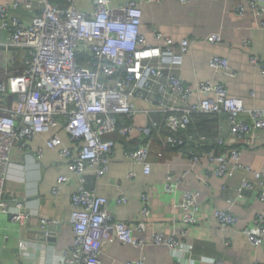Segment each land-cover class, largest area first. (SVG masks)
Returning a JSON list of instances; mask_svg holds the SVG:
<instances>
[{
	"label": "built area",
	"instance_id": "obj_1",
	"mask_svg": "<svg viewBox=\"0 0 264 264\" xmlns=\"http://www.w3.org/2000/svg\"><path fill=\"white\" fill-rule=\"evenodd\" d=\"M155 1L162 0H130L118 5H113L112 0H96L93 11L80 9L78 0H66L65 6L53 4L51 0L0 3V30L8 33L7 40L0 41V211L10 214L15 223L31 220L33 213L26 210L23 203L10 204L5 198L13 152L20 142L26 144L39 134L62 127L73 147L63 146L58 134L51 136L46 144L69 159L72 176L77 181L71 198L74 241L70 249L64 251V256L74 264H103L104 248L115 238L137 249H144L149 243L143 236L136 237L129 224L114 217L109 210V198L89 187V171H95L97 176L109 171L116 148L115 134L126 139L140 136L137 146L127 150L125 155L141 164L145 174L152 171L150 157L155 136L162 139L164 147L186 144L191 147L185 175L201 161L195 147L215 141L225 150L223 153L205 152L213 164L210 174L231 179L240 170L252 173L253 176L245 177L237 189L240 200L245 191H255L264 185V170L244 164L240 147L241 144L252 145L263 137L264 108L246 107L242 99L230 94L223 82L186 83L179 71L193 42L188 38L177 41L160 31L149 40L141 31L140 3ZM248 2V6L239 3L237 11L244 15L248 7L251 8L256 16L262 17L260 25L264 29V6L257 0ZM19 8L32 14L30 21L16 13ZM206 40L219 43L222 37L215 33ZM10 49L18 50L11 58L8 57ZM19 52L24 66L17 72L13 64ZM251 61L262 67L264 75V64L256 56H252ZM209 66L215 71H227L230 61L215 55ZM138 100L148 107L138 106ZM153 111L166 118L146 124L136 122L140 113L150 115ZM220 113L228 115L229 139H215L213 134L197 127L195 133H187L186 139L176 135L195 125L196 115ZM162 130L173 134L164 136ZM43 156L44 149L39 148L36 158L41 160ZM135 174L131 172V176ZM185 175L175 177L168 173L165 189L174 192ZM69 180L67 176H60L52 193L59 194L61 185ZM197 197V192L186 191L179 205L188 224L196 222ZM259 198L264 202V190ZM143 200L145 219L136 225L140 232L147 229L151 215L149 196L143 195ZM115 202L126 203L127 197L117 198ZM215 216L223 228L237 222V217L228 209L216 210ZM40 221L42 231L52 233L48 227L56 220L44 217ZM181 233L183 235V230ZM247 234L254 247L264 244V213L257 214V222L247 229ZM179 238V233L156 232L150 241L173 250L177 257L175 264H190L192 249L181 248ZM112 264H148V261L141 256Z\"/></svg>",
	"mask_w": 264,
	"mask_h": 264
},
{
	"label": "crops",
	"instance_id": "obj_2",
	"mask_svg": "<svg viewBox=\"0 0 264 264\" xmlns=\"http://www.w3.org/2000/svg\"><path fill=\"white\" fill-rule=\"evenodd\" d=\"M11 1L0 0V3ZM127 1L130 0H112V4ZM248 1L162 0L140 3L143 12L141 31L149 40H153L154 33L160 31L177 41L188 38L193 42L179 71L186 83L203 80L223 82L230 94L242 99L246 107L264 108L262 67L251 61V57L256 56L264 64V29L260 25L263 19L249 7L244 15L237 11L239 3L248 6ZM257 1L264 6V0ZM95 2L78 0L77 6L85 11H93ZM16 13L26 21L31 19L32 14L24 8L17 9ZM215 33L221 35L222 41L208 42L206 39ZM7 38L8 33L0 30V41ZM245 41L248 43L245 44ZM16 51L10 49L8 57L11 58ZM215 55L227 57L230 69L213 70L209 62ZM137 104L148 107L141 100ZM200 116L196 115L194 121L201 122ZM162 118L166 116L153 111L150 115L140 113L135 120L139 124H146ZM208 119L204 128L199 129L213 134L215 139H229L230 125L226 113L210 115ZM54 134L61 137L63 146L73 147L67 132L57 127L37 135L26 144L20 142L14 149L5 198L10 204L23 203L33 216L30 221L19 224L12 221L10 214L0 211V264H74L64 256V251L69 250L74 241L71 198L77 181L72 176L69 159L61 157L57 149H51L46 144ZM181 136L187 137V134L181 133ZM113 138L116 148L109 171L103 176L89 171V187L109 198V210L114 217L129 224L136 237L143 236L149 243L144 249H137L115 238L104 248L103 264L132 260L143 255L148 264H175L177 257L173 250L150 241L156 232L166 235L179 233L180 247L192 249L190 264H254L256 261L264 264V244L254 247L247 234V229L257 222V214L264 213V202L259 198L264 185L255 191H245L242 200L237 197L238 187L245 177H252V173L240 170L231 179L216 177L210 174L213 164L204 152L200 153V163L185 175L190 157L186 148L163 151L155 147L150 157L152 171L145 174L141 164L127 159L125 155L127 150L137 146V140L126 139L119 134L113 135ZM240 146L242 162L253 169L264 170V135L252 145ZM39 148L44 149L41 160L36 158ZM160 151L165 156L159 154ZM132 171L136 173L135 176H131ZM168 173L175 177L185 175L174 192L165 189ZM60 176H67L70 180L61 185L59 194L54 195L52 189L57 186ZM223 186H227V189L224 190ZM186 191L198 194L194 224L184 221L185 213L179 207ZM143 195L149 196L151 215L147 229L140 232L136 225L145 219L142 212ZM122 196L127 197V202L117 204L115 200ZM220 209L231 210L237 222L223 228L215 216L216 210ZM44 217L56 220L48 227L55 240L40 239V220Z\"/></svg>",
	"mask_w": 264,
	"mask_h": 264
},
{
	"label": "trees",
	"instance_id": "obj_3",
	"mask_svg": "<svg viewBox=\"0 0 264 264\" xmlns=\"http://www.w3.org/2000/svg\"><path fill=\"white\" fill-rule=\"evenodd\" d=\"M51 2L53 4L60 5V6H65L66 5V0H51ZM0 59H1V56H0ZM1 62H2V60H0V64H2ZM14 62L15 63L13 64V68L14 69L16 68V70H18L17 72L22 71L24 64H23V60H22V57H21V53L20 52L18 53V56H17L16 60H14ZM200 117L202 119L201 122L196 123L189 130L181 131V132L177 133L176 135L179 136V137H181V138H185L186 139V137L181 136V133H183V134L184 133H186V134L187 133H195V127H197V129H199L200 127L201 128H204L205 122H207L209 120L208 119L209 116L203 114ZM199 130L203 131L204 129H199ZM161 132L164 134V136H169V135H172L173 134V133L168 132V131H165V130L164 131L162 130ZM206 133H208V132H206ZM209 134H211V133H209ZM139 139H140V136L138 134L137 135H134L133 138H132V140H137V141ZM153 144H154V148L156 147V148L162 149L163 151H165V150H172L173 151V150H179V149L181 150V149L186 148L188 150V152H189V150L191 149V147H189L188 144H186V145H179V146L174 147V148H172V147H168V148L167 147H164L163 146V143H162V139L160 137H158V136H155L154 137ZM195 148H196V150L199 153H204V152H209V151H214L215 153H223L224 150H225L224 147L219 146L218 144L215 143V141H213L211 144H209V143H202L201 144L200 143ZM160 152L161 153H159V154H162V156H165L162 153V151H160ZM162 156H161V158H162ZM189 156H191L190 153H189Z\"/></svg>",
	"mask_w": 264,
	"mask_h": 264
},
{
	"label": "water",
	"instance_id": "obj_4",
	"mask_svg": "<svg viewBox=\"0 0 264 264\" xmlns=\"http://www.w3.org/2000/svg\"><path fill=\"white\" fill-rule=\"evenodd\" d=\"M38 233L40 234V239L49 240V241L55 240V237H53V235H54L53 233L47 234L45 231H42V230L39 231ZM125 261H127V260H125Z\"/></svg>",
	"mask_w": 264,
	"mask_h": 264
}]
</instances>
